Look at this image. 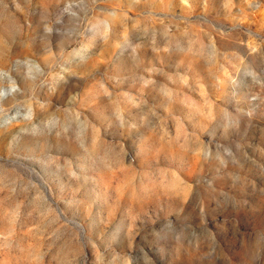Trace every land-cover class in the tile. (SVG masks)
Wrapping results in <instances>:
<instances>
[{
  "label": "rangeland",
  "instance_id": "1",
  "mask_svg": "<svg viewBox=\"0 0 264 264\" xmlns=\"http://www.w3.org/2000/svg\"><path fill=\"white\" fill-rule=\"evenodd\" d=\"M0 264H264V0H0Z\"/></svg>",
  "mask_w": 264,
  "mask_h": 264
}]
</instances>
